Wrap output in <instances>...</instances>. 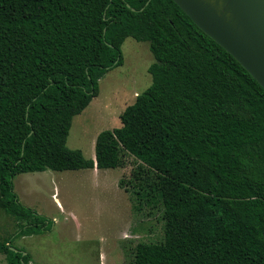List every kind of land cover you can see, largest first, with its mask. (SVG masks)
<instances>
[{
  "label": "trees",
  "instance_id": "obj_1",
  "mask_svg": "<svg viewBox=\"0 0 264 264\" xmlns=\"http://www.w3.org/2000/svg\"><path fill=\"white\" fill-rule=\"evenodd\" d=\"M127 37L149 43L151 83L101 130L94 157L70 148L73 116L123 62ZM134 208L160 211L162 236L130 264H264V89L172 0H0V209L11 249L51 220L22 204L24 172L124 167Z\"/></svg>",
  "mask_w": 264,
  "mask_h": 264
},
{
  "label": "rangeland",
  "instance_id": "obj_2",
  "mask_svg": "<svg viewBox=\"0 0 264 264\" xmlns=\"http://www.w3.org/2000/svg\"><path fill=\"white\" fill-rule=\"evenodd\" d=\"M121 65L99 79V91L79 114L73 116L66 145L94 157L97 134L119 127L120 114L136 94L151 83L148 67L154 61L149 43L127 37ZM132 158L124 167L107 169H46L24 172L13 178L19 201L51 220L50 229L17 236L11 249L29 253V264H130L138 242L160 239V211L147 206L139 213L131 192L121 185L132 170ZM18 228L17 220L0 209V264H8L3 245Z\"/></svg>",
  "mask_w": 264,
  "mask_h": 264
},
{
  "label": "water",
  "instance_id": "obj_3",
  "mask_svg": "<svg viewBox=\"0 0 264 264\" xmlns=\"http://www.w3.org/2000/svg\"><path fill=\"white\" fill-rule=\"evenodd\" d=\"M264 89V0H172Z\"/></svg>",
  "mask_w": 264,
  "mask_h": 264
}]
</instances>
